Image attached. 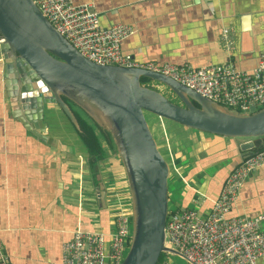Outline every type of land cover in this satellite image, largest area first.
Instances as JSON below:
<instances>
[{
  "label": "crops",
  "instance_id": "0c3cea01",
  "mask_svg": "<svg viewBox=\"0 0 264 264\" xmlns=\"http://www.w3.org/2000/svg\"><path fill=\"white\" fill-rule=\"evenodd\" d=\"M71 1L89 2L100 27L129 24L132 32L121 39V51L140 61L193 66L230 61L249 69L264 54V0ZM224 30L232 39L229 48L221 39ZM3 98L0 78L1 250L6 264H53L76 226L110 228V211L128 191L124 170L115 149L103 142L107 156L99 162L98 184L93 185L77 133L55 104L43 115L41 139L12 115ZM161 128L163 143L170 140L181 155L167 176V201L175 195L171 205L193 206L204 214L224 177L251 151L239 146L248 138L191 130L177 122L161 123ZM176 128L184 130L177 139ZM257 212L264 213V164L246 176L228 213ZM170 260L187 264L172 251L164 252L160 262Z\"/></svg>",
  "mask_w": 264,
  "mask_h": 264
},
{
  "label": "water",
  "instance_id": "95a60500",
  "mask_svg": "<svg viewBox=\"0 0 264 264\" xmlns=\"http://www.w3.org/2000/svg\"><path fill=\"white\" fill-rule=\"evenodd\" d=\"M0 34L2 100L26 129L44 139L42 118L49 104H55L76 129L74 108L109 132L131 208L130 241L119 264H167L157 262L159 253H176L163 243L169 167L144 111L211 133L249 137L240 143L242 149L255 145L250 137L263 142L259 136L264 135V105L231 111L158 71L95 63L56 31L32 0H0ZM140 77L154 79L181 103L142 83ZM98 196L103 201L102 189Z\"/></svg>",
  "mask_w": 264,
  "mask_h": 264
},
{
  "label": "built area",
  "instance_id": "2783aa9c",
  "mask_svg": "<svg viewBox=\"0 0 264 264\" xmlns=\"http://www.w3.org/2000/svg\"><path fill=\"white\" fill-rule=\"evenodd\" d=\"M32 1L56 31L95 63L158 71L231 111L247 112L250 105H264V54L249 69L237 68L230 61L198 66L140 61L121 51V39L132 32L129 24L115 22L100 27L98 13L89 2ZM221 39L223 46H231L232 39L225 30ZM2 42L0 34V72L4 63ZM263 164L264 146L242 157L224 177L204 214L193 206L166 207L164 245L181 254L187 264H264V213H228L246 176ZM126 207L119 205L106 231L76 226L61 242L60 258L53 264H119L131 236V208ZM6 261L0 243V264Z\"/></svg>",
  "mask_w": 264,
  "mask_h": 264
},
{
  "label": "trees",
  "instance_id": "16d2710c",
  "mask_svg": "<svg viewBox=\"0 0 264 264\" xmlns=\"http://www.w3.org/2000/svg\"><path fill=\"white\" fill-rule=\"evenodd\" d=\"M147 79L148 78L146 77H140V80H143L142 83H144ZM74 114L77 119L79 129H76L72 123L68 119L67 120L71 126H73L84 148L85 163L88 171L90 172L91 181L93 185H95L96 183L98 184L96 173L98 171L99 162L104 160L107 156V150L102 145L103 142L107 143L108 147L115 149V151L116 148L109 132L104 127L97 124L93 119L85 115L78 108H74ZM259 137L263 139V142L260 143L258 140H255V145L251 148L252 151L258 150L264 146V135ZM163 256L164 251H161L158 255L157 262H160L163 259Z\"/></svg>",
  "mask_w": 264,
  "mask_h": 264
},
{
  "label": "rangeland",
  "instance_id": "374dc122",
  "mask_svg": "<svg viewBox=\"0 0 264 264\" xmlns=\"http://www.w3.org/2000/svg\"><path fill=\"white\" fill-rule=\"evenodd\" d=\"M143 81V80H142ZM141 81V82H142ZM145 84H148L152 87H154L155 89H158L160 90V92L165 95L168 99L174 101V102H177V103H181L179 101V99H177V97L173 96H169L171 95L170 93L167 92V90H165V88H163V86H161L160 84H158V82H155L154 79H147L144 81ZM222 106H224L223 104H220ZM64 115V114H63ZM64 117H66L64 115ZM144 117H145V120H146V123L148 125V128L153 136V138L155 139V142H156V146L158 148V150L160 151V153L163 155L164 159L166 160L168 166H169V170L173 169L171 168L172 167V162L175 161L176 163H178V160L180 158L181 155H176V152L177 151H174V145L173 143L169 141H167V143H163V137L161 135V132H162V128H161V123H167V124H173L175 123V121L171 120V119H168V118H163V117H159L158 115L154 114V113H151L149 111H144ZM67 118V117H66ZM64 121H66V119L64 118ZM182 125V124H181ZM192 127H189L188 129H191ZM195 129V128H193ZM191 129V130H193ZM196 131H202V130H199V129H195ZM157 131H160L157 133ZM184 130H181L179 128H176L174 129V133H175V139H177L178 137H180L181 135H184ZM163 133V132H162ZM182 138V137H181ZM249 138V137H247ZM174 142V141H173ZM166 144H168V146L166 147ZM171 165V166H170ZM170 177V176H169ZM179 182H176V186L178 185ZM127 189V188H126ZM124 189V191L120 194V197H121V201L123 203L121 204H125V206H127L126 210H130V207H129V201H128V191ZM109 194L111 195H114V191H111L109 192ZM176 198V196H172L171 199H169L167 201V208H170L172 205H171V201L174 200ZM130 199V198H129ZM120 203L117 205V208L119 207V205H121ZM115 207V205H114ZM116 208V209H117ZM116 209H113L110 211V213H112L111 215V219H112V216H113V213L116 212ZM169 264H174V261L173 260H170L169 261Z\"/></svg>",
  "mask_w": 264,
  "mask_h": 264
}]
</instances>
